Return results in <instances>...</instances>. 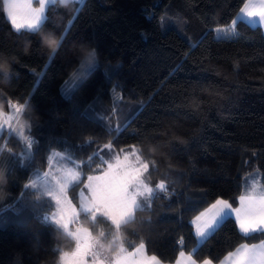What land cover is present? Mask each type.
Instances as JSON below:
<instances>
[{
    "label": "trees",
    "instance_id": "1",
    "mask_svg": "<svg viewBox=\"0 0 264 264\" xmlns=\"http://www.w3.org/2000/svg\"><path fill=\"white\" fill-rule=\"evenodd\" d=\"M247 1L55 2L38 29L18 31L0 0V62L11 66L0 112L23 110V135L0 136V264H63L76 243L46 220L55 203L36 180L58 161L76 167L68 197L80 207L89 177L133 146L148 165L150 204L118 228L84 212L75 222L115 258L144 245L164 264L181 253L218 264L264 240L229 218L198 246L192 226L218 199L236 207L253 180L264 190V32L236 20ZM222 29L235 36L216 38ZM41 30L63 37L57 52ZM85 43L99 52L95 66L80 63Z\"/></svg>",
    "mask_w": 264,
    "mask_h": 264
},
{
    "label": "rangeland",
    "instance_id": "2",
    "mask_svg": "<svg viewBox=\"0 0 264 264\" xmlns=\"http://www.w3.org/2000/svg\"><path fill=\"white\" fill-rule=\"evenodd\" d=\"M255 2L256 0H253L251 5H255ZM8 8H10L9 1ZM244 15L246 16L245 19L248 18L246 13H244ZM242 18H244V16ZM249 18L253 22L259 20V17ZM41 24H39L38 28ZM234 36L235 29H222L216 32V38H233ZM11 108L12 112L10 117L15 114L17 106L12 105ZM18 132L22 133L21 131ZM143 165H145V162L141 158L139 148L133 146L130 151L125 152L114 164L110 165L105 174L92 177L93 179L91 181H87L78 193L80 207H76L68 197L69 188L80 182L82 178L81 172L78 171L76 167L69 165L65 161H58L46 180H36L38 182L36 184H39L42 190L50 196L55 203L54 211L46 217V220L59 227L64 233L72 237L76 243L75 250L72 253H67L63 256V264H78V262H80V264H110L116 259V252L112 251L104 241H100L98 237L92 236L89 231L77 225L75 222L78 221L82 212L89 213L85 210L86 207H91L92 202V192L88 185L90 183L92 185L102 183V181L96 180V177H101L103 180H109L113 177L123 178L126 174L130 173L133 176H138L139 181L142 182L130 185V190H138L144 193L143 195L137 196V206L132 211L131 215L121 216L119 211L109 210L106 214H97V216H106L112 221V223L114 218L116 222L121 225L131 220L138 208L147 207L150 204V199L154 190L146 181L147 169H144ZM145 185L153 190L152 194L144 191ZM65 224H67V227L63 226ZM85 238H87L88 241L87 248L84 246Z\"/></svg>",
    "mask_w": 264,
    "mask_h": 264
},
{
    "label": "snow or ice",
    "instance_id": "3",
    "mask_svg": "<svg viewBox=\"0 0 264 264\" xmlns=\"http://www.w3.org/2000/svg\"><path fill=\"white\" fill-rule=\"evenodd\" d=\"M13 6L21 8L19 15L14 12L11 17V22L16 30L19 31L22 28L35 30L38 28L40 22L39 9L34 10L28 2ZM41 6H43L42 0ZM241 11L246 13L248 17H259L260 22L264 24V0H261L258 7L256 5L245 4ZM61 40H63L62 36ZM143 167L147 169L148 165L145 164ZM92 179V177H89L90 181ZM95 179L102 181V183L97 185L90 183L88 185L92 192V202L91 207H86L85 209L91 214L93 220L97 218V214L104 215L109 210L119 211L121 216L131 215L137 206V196L144 194L138 190H130V185L142 183L139 181L138 176H133L130 173L126 174L123 178L113 177L109 180H103L101 177H96ZM156 187L160 190L165 189V185L162 183ZM144 191L152 194L153 190L145 185ZM233 213L241 232L245 235L257 231L264 232V193H261L259 197L252 194L241 196L240 207L238 208H233L228 201L218 199L206 212L201 213L196 218L197 221H200L202 218L207 217L203 226L197 224V234L201 238L206 237L207 230H214L216 227H219ZM113 223L116 224L117 228L119 227L114 218ZM63 226L67 227V224ZM84 246L85 248L88 247L87 238L84 240ZM261 248H264V245H261ZM142 249L143 245L137 251L141 252ZM181 255L183 256V253ZM235 255L236 264H264V251L257 254L255 248L250 249L247 245H243L241 249H238ZM151 260L156 261V258L151 257ZM133 264H145V261H135ZM156 264H159V262L156 261ZM192 264H195V262L193 261ZM205 264H210V262L205 261Z\"/></svg>",
    "mask_w": 264,
    "mask_h": 264
},
{
    "label": "crops",
    "instance_id": "4",
    "mask_svg": "<svg viewBox=\"0 0 264 264\" xmlns=\"http://www.w3.org/2000/svg\"><path fill=\"white\" fill-rule=\"evenodd\" d=\"M4 1H5L6 14H7V17L10 20V22H11L12 14L14 12L17 15H19L21 13V8L18 7V6L17 7H14L13 5H20V4H24V3L28 2V3L31 4V7L34 10L35 9H39L40 10L39 11V15H40V22H39V24H41L42 21H43V19H44V16H45L47 7L49 5L57 2V0H42L43 6H41V0H4ZM8 1L10 2V8H8ZM72 1H82L83 2L84 0H72ZM252 2H253V0H248L246 2V4H251ZM260 3H261V0H256L255 5L258 7ZM244 6H243V8H244ZM243 16H244V18H242ZM245 17L246 16L244 15V12H242L240 10V12L238 13V15L236 17V20L237 19H240V20H243V21L247 22L248 24H250L252 26H260L263 29V32H264V24H262L260 22V20H257L256 22H253V21H251V19L249 17L246 18V19H245ZM11 24H12V22H11ZM12 26L14 27V29H16L13 24H12ZM20 30H29V29L22 28ZM11 112H12V108H11V110H10L9 113H2V112H0V136L2 135L3 132L8 133V137L13 132H17L18 134L20 133V132L16 131V126H17V124H18V122H19V120L21 118V115H22L23 110H21L20 108L17 107V109L15 111V114L10 117ZM22 135H23V133H20L19 134V136H22ZM39 179H45L46 180L47 178H45V175H44V176L40 177ZM261 193H264V190H263L261 184L259 183L258 180H253V182L250 184L249 189L246 190V192H244L241 196H245V195L252 194V195H255V196L259 197V195ZM212 205H210L207 209H209ZM232 207L233 208L240 207V198H239L238 205L236 207H234V206H232ZM206 210H204L201 213L206 212ZM200 214L197 215L192 220V226L194 228V234L196 236L198 246L201 245V244H203L218 229V227H216L214 230L213 229H209V230H207L206 237H204V238L199 237V235L197 234V224H200L201 226H203L205 219H207V217H204L200 221H197L196 218L198 216H200ZM230 218L236 221V218H235V214L234 213H233V215ZM236 223L238 225V229H239L240 233L242 235H244V236H249V235L256 234V233H261V231H257V232H253V233H249V234L245 235L244 233L241 232V230L239 228V224H238L237 221H236ZM261 245H264V240L262 242H260V243L255 244V245H247V246L250 249L255 248L256 253L259 254L260 252L264 251V248H261ZM140 246L137 247L132 252H129V253H125V254L120 255L118 258H116L115 260H113L110 264H118V262H119V264H133V262H135V261H141V260H144L145 261V264H156V261H158L159 264H164V263L160 262L158 259H156V261H152L151 260V257H154V256H149L147 254L146 247L144 245H143L142 251L141 252H138L137 250L140 249ZM242 246L243 245H241L240 247H238L232 253L228 254L218 264H236V255L235 254L237 253V250L238 249H241ZM189 257H190V259H189ZM193 261L195 262V264H205V261L204 262H197L192 257L191 254H185V253H183V256L180 254L179 257H178V259H177V261L174 264H192ZM210 264H214V263L210 262Z\"/></svg>",
    "mask_w": 264,
    "mask_h": 264
},
{
    "label": "clouds",
    "instance_id": "5",
    "mask_svg": "<svg viewBox=\"0 0 264 264\" xmlns=\"http://www.w3.org/2000/svg\"><path fill=\"white\" fill-rule=\"evenodd\" d=\"M57 3L59 7L68 10L71 7L72 0H57ZM36 34L40 37L42 45L47 48L49 52L55 53L61 47V35L56 32L51 30H41ZM81 47L82 52L79 57L81 65L84 67L95 66L99 59L98 50L89 43H85ZM10 73L11 66H6L4 62H0V83L5 85L10 83Z\"/></svg>",
    "mask_w": 264,
    "mask_h": 264
}]
</instances>
